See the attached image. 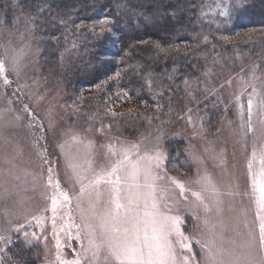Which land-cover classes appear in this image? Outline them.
I'll list each match as a JSON object with an SVG mask.
<instances>
[{"label":"rangeland","instance_id":"obj_1","mask_svg":"<svg viewBox=\"0 0 264 264\" xmlns=\"http://www.w3.org/2000/svg\"><path fill=\"white\" fill-rule=\"evenodd\" d=\"M21 1L0 4V59L5 62L8 79L5 84L0 77V264H9L3 261L8 258L5 251L18 240L36 249L40 264H71L77 259L80 264H90V254L84 253L88 244L85 224L95 220L89 199L80 196V182L69 165L77 166L87 184L94 172L109 167L119 158L120 149L130 144L138 145L141 156L157 152L162 156L160 166L154 162L152 168L160 177L155 181L159 209L179 216L181 231L191 237L187 241L191 251L177 246L179 261L187 255L190 264H204L197 241H206L212 231L217 243L226 248L232 246L231 241L249 240L250 233L258 238L252 179L264 168L260 161L264 146V42L251 49L214 53L203 65L201 77L184 80L181 88L188 90V101L179 103L174 118L165 124L142 116L138 126L126 127L119 103L103 112L90 110L84 95L67 99L60 70L43 71L33 24L19 9ZM242 1L207 0L204 14L214 34L221 31L232 37L238 33L230 6L236 8ZM222 11L226 14L221 15ZM253 32L254 37L257 29ZM199 41L206 44L207 33ZM14 56L18 57L15 65ZM250 97L254 132H247ZM169 142L182 147L185 159L178 158L180 164L168 169ZM205 174L215 185V194L203 192V184L197 182ZM173 180L184 185L183 195ZM61 191L67 193V201L59 196ZM102 191V200L107 201L106 188ZM193 191L202 192L210 211L205 212ZM54 196L58 200L55 209Z\"/></svg>","mask_w":264,"mask_h":264},{"label":"trees","instance_id":"obj_2","mask_svg":"<svg viewBox=\"0 0 264 264\" xmlns=\"http://www.w3.org/2000/svg\"><path fill=\"white\" fill-rule=\"evenodd\" d=\"M206 4L207 0H22L19 9L33 24L43 71H61L67 99L84 95L86 107L96 112L119 103L127 127L138 126L142 116L165 124L174 118L178 104L188 101V90L181 88L184 80L201 77L214 53L264 42V0H243L236 8L231 4L238 31L232 37L221 31L214 34L204 14ZM206 33L209 41L202 45L199 40ZM167 145L169 169L185 156L176 142ZM35 252L18 240L6 249L8 258L3 261L40 264Z\"/></svg>","mask_w":264,"mask_h":264},{"label":"snow or ice","instance_id":"obj_3","mask_svg":"<svg viewBox=\"0 0 264 264\" xmlns=\"http://www.w3.org/2000/svg\"><path fill=\"white\" fill-rule=\"evenodd\" d=\"M225 14L221 12V15ZM107 22L101 21L102 24ZM12 62L15 65L18 57L14 56ZM6 71L4 60L0 59V77L4 78L5 84L8 83ZM255 91L253 88V93ZM261 108L264 109V102L261 103ZM247 113V132H254L251 97L248 100ZM261 125V132L264 133V120ZM138 153L139 147L136 144L121 148L119 158L109 167L102 166L99 171L94 172L87 184L82 182L85 176L77 170V166L69 165L76 180L80 182V196L87 195L89 199V210L95 220L94 224H85L88 229V244L84 253L90 254V264H190V257L187 255L183 256L182 261L177 258V246L191 251V246L187 243L191 237L181 231L180 217L164 214L159 209L155 181L160 177L153 174L152 168L154 162L156 167L160 166L162 156L159 152L143 156ZM112 155L116 156L117 153L113 151ZM252 155L253 158L256 157L255 147ZM260 161L264 164V146L261 148ZM251 167L250 162V175ZM197 182L203 184V192L216 193L215 185L206 174ZM51 183L50 176L49 184ZM173 183L180 188L183 195L184 185L175 180ZM252 185L256 219L259 221L258 238L254 233H250L249 240L239 244L231 241L232 246L226 248L222 243H217V234L212 231L206 241H197L203 252L204 264H264V168L253 176ZM55 186L59 190V182H56ZM105 188L107 201L102 200V189ZM59 196L64 201L69 199L67 193L62 191ZM192 196L204 207L205 212L210 211L202 192L193 191ZM57 203V197L54 196L53 209ZM218 204L219 202L216 211L219 213L221 209ZM98 205H102L99 211ZM212 227L215 228L214 225ZM219 238L223 240L222 236ZM71 264H80V261L77 259Z\"/></svg>","mask_w":264,"mask_h":264}]
</instances>
